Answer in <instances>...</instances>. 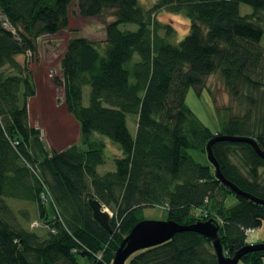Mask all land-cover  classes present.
<instances>
[{"label":"trees","instance_id":"obj_1","mask_svg":"<svg viewBox=\"0 0 264 264\" xmlns=\"http://www.w3.org/2000/svg\"><path fill=\"white\" fill-rule=\"evenodd\" d=\"M71 3L0 0L9 26L0 23V264H111L122 239L143 219L142 210L155 206L164 207L165 220L182 225L212 219L226 255L264 242H247L243 232L261 225L264 205L236 195L216 179L209 162L198 163L187 152L206 155V143L218 134L251 137L264 150V0H157L150 8L139 0H75L81 16L109 13L114 19L105 26L102 46L85 37L66 42L61 78L53 82L63 88L80 144L54 150L29 125L27 101L35 89L31 71L16 56L36 53L39 36L67 28ZM240 4L252 11L241 14ZM162 9L190 21L178 42L171 41L169 25L154 21ZM120 24L137 28L121 30ZM216 71L246 107L213 133L185 105V95L190 87H205ZM107 142L120 156L113 158V170L100 173ZM211 148L227 180L264 199V159L252 146L218 141ZM228 195L236 200L229 207ZM89 198L112 210L110 233L93 218ZM205 199L209 215L191 216ZM12 201L30 205L39 225H30V212L14 210ZM124 264H217V259L208 238L181 231L132 253ZM238 264H264V250L245 253Z\"/></svg>","mask_w":264,"mask_h":264},{"label":"rangeland","instance_id":"obj_2","mask_svg":"<svg viewBox=\"0 0 264 264\" xmlns=\"http://www.w3.org/2000/svg\"><path fill=\"white\" fill-rule=\"evenodd\" d=\"M157 0H139L144 8H150ZM72 11V13H71ZM252 11L246 4H240V13L246 14ZM68 26L53 35L44 34L36 39V53L31 55H18L16 60L19 63L26 64L31 71V77L35 89V95L27 101V112L29 125L40 130V137L47 149L61 150L70 145L80 144L79 127L77 122L66 110L63 102V88L53 82L55 77L61 78L60 58L65 51L66 42L72 37H85L102 46L105 39V26L112 21L113 16L109 13L102 16H81L76 11L75 0L69 6ZM187 20L181 13H173L166 10H159L154 14V21L161 26L169 25L173 34L171 41L181 40L180 33L189 25L184 24ZM0 23L9 27L4 18L0 15ZM121 30H135V24H120ZM158 33L162 35L164 28H159ZM261 46L264 48V35L261 39ZM82 103H88V87H83ZM185 105L194 114V116L204 125L211 129L213 133L217 132L222 122L230 116H240L245 111V104L231 96L228 92L223 78L218 71L209 75L205 79V87L197 90L190 87L185 95ZM127 125L130 132H134V120L128 116ZM106 160L103 165L98 166L100 173L113 170V158L120 155L117 147L110 142L105 144ZM188 154L196 162L207 164L208 160L205 154L198 149H188ZM233 163L243 171L241 162L236 157H231ZM264 176V175H262ZM264 182V177L262 179ZM235 197L228 195L224 201L226 206L235 203ZM11 207L16 209H27L30 212L31 221L36 220L33 214V208L25 202L12 201ZM111 214V209L104 206ZM209 215V213H207ZM141 217L146 220H165L166 211L162 206L145 208L141 212ZM215 218V217H214ZM247 242H260L264 240V220L261 225L246 238Z\"/></svg>","mask_w":264,"mask_h":264},{"label":"water","instance_id":"obj_3","mask_svg":"<svg viewBox=\"0 0 264 264\" xmlns=\"http://www.w3.org/2000/svg\"><path fill=\"white\" fill-rule=\"evenodd\" d=\"M218 141L244 142L252 146L255 153L264 159V150L260 149L256 141L251 137L218 134L214 135L205 146L207 160L212 164L214 175L222 184L229 187L236 195L250 199L256 203L264 204V199L257 198L248 192L242 191L235 184L227 180L221 173L219 165L212 153V145ZM89 207L92 210L93 218L98 224L111 232L110 214L103 205L95 198L88 199ZM218 226L212 219L202 222H195L189 225H182L172 220H146L138 221L122 239L115 250L111 264H124L125 260L134 252L161 244L169 240L175 233L181 231L196 232L211 241L217 258V264H237L240 257L247 252L264 250V242L248 244L237 250L231 257L223 253L221 242L217 234Z\"/></svg>","mask_w":264,"mask_h":264},{"label":"bare ground","instance_id":"obj_4","mask_svg":"<svg viewBox=\"0 0 264 264\" xmlns=\"http://www.w3.org/2000/svg\"><path fill=\"white\" fill-rule=\"evenodd\" d=\"M23 55H27V56H29V55H31V53L30 52H26V54H23ZM71 115V114H70ZM72 116V115H71ZM73 118V117H72ZM74 119V118H73ZM75 120V119H74ZM78 124V123H77ZM134 128H135V125H134ZM251 146V145H250ZM118 156H120V155H118ZM118 156H116V157H118ZM261 158V157H260ZM263 159V158H262ZM209 162V161H208ZM209 164L212 166V164L209 162ZM212 168H213V166H212ZM224 185V184H223ZM238 187V186H237ZM239 188V187H238ZM240 189V188H239ZM242 190V189H241ZM242 191H244V190H242ZM233 192V191H232ZM246 192V191H245ZM250 194V193H249ZM41 197H43V194L41 195ZM40 197V201L42 202V204H44L45 206H47V205H49L50 204V201L49 200H47V199H44V198H41ZM262 199V198H261ZM100 202V201H99ZM205 203H204V205L202 206V207H198V208H193V209H191L190 210V215L191 216H196V217H199L200 215H201V213L202 212H204V208H205V206H207L208 204H209V200L208 199H205V201H204ZM101 203V202H100ZM102 204V203H101ZM259 204V203H258ZM103 205V204H102ZM261 205H264V204H261ZM104 207V206H103ZM205 214L207 215V212L205 211ZM202 215H203V213H202ZM30 225H32V226H38L39 225V222L38 221H32V224H30ZM250 228H247V229H245L243 232H244V235L246 234V231L247 230H249ZM255 229V228H254ZM254 229L252 228V232L254 231ZM251 232V233H252ZM251 233H249V234H251ZM248 234V235H249ZM248 235H245L246 236V238L248 237ZM248 245V244H247ZM242 248V247H241ZM223 250V249H222ZM239 250V249H238ZM255 251V250H254ZM236 252V251H235ZM234 252V253H235ZM250 252H252V251H250ZM215 253V252H214ZM223 253L226 255V252H224L223 251ZM233 253V254H234ZM248 253V252H247ZM233 254H231V255H226V256H229V257H231ZM102 256H101V254H97V256H96V261H98V260H100V258H101ZM217 259V258H216ZM238 264V263H237Z\"/></svg>","mask_w":264,"mask_h":264},{"label":"clouds","instance_id":"obj_5","mask_svg":"<svg viewBox=\"0 0 264 264\" xmlns=\"http://www.w3.org/2000/svg\"><path fill=\"white\" fill-rule=\"evenodd\" d=\"M183 23H184V24H187V25H190V21H188V20H184ZM187 34H188V30L185 29L184 31H182V32L180 33V38L183 39V37L186 36Z\"/></svg>","mask_w":264,"mask_h":264},{"label":"built area","instance_id":"obj_6","mask_svg":"<svg viewBox=\"0 0 264 264\" xmlns=\"http://www.w3.org/2000/svg\"><path fill=\"white\" fill-rule=\"evenodd\" d=\"M202 213H203V216H206L205 212H202ZM202 213H201V214H202ZM251 232H252V229H249V230L246 231V234H245V235H248V234L251 233Z\"/></svg>","mask_w":264,"mask_h":264}]
</instances>
